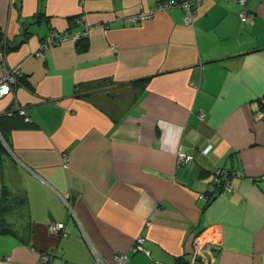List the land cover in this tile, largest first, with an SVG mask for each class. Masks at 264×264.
I'll use <instances>...</instances> for the list:
<instances>
[{
    "label": "crops",
    "instance_id": "obj_1",
    "mask_svg": "<svg viewBox=\"0 0 264 264\" xmlns=\"http://www.w3.org/2000/svg\"><path fill=\"white\" fill-rule=\"evenodd\" d=\"M163 1L0 0L7 66L26 81L0 114L15 100L26 114L14 117L10 163L31 239L0 236V264L118 253L128 264H208L211 253L213 264H264V0H248L252 24L232 0H208L190 25L179 8L130 21ZM84 25L86 51L66 41L37 55L51 32ZM218 169L229 188L209 201ZM61 222L69 234L53 235Z\"/></svg>",
    "mask_w": 264,
    "mask_h": 264
},
{
    "label": "built area",
    "instance_id": "obj_2",
    "mask_svg": "<svg viewBox=\"0 0 264 264\" xmlns=\"http://www.w3.org/2000/svg\"><path fill=\"white\" fill-rule=\"evenodd\" d=\"M208 0H166L159 3L154 9H146L141 13L130 17V21L133 23L144 22L150 18H152L157 12L168 11L170 9L179 8L184 12L183 21L186 25L193 24L198 16V9L207 2ZM234 1L240 8L239 19L244 24H252L254 21V15L250 12L248 8V0H232ZM92 27L84 25V28L78 32H65L64 34H60L58 31L51 32L44 42V44L40 48V52L37 53L38 56H42V51L46 48L53 47L58 44H62L66 41H72L75 44L77 41L81 39L88 38L92 32ZM5 42L1 44L0 50V63L3 67V74L0 78V99L5 98L6 96H14L16 93V86L18 84V78L21 76L20 66L16 67H8L6 62V54L2 49ZM259 103L264 110V95L259 98ZM19 102L15 100V110L20 111L22 114H25V110L23 109ZM188 160H192L191 156L180 155L179 162H185ZM68 167V165H65ZM228 173L222 169H218L214 172V178L212 182L208 186V192H215L217 186H223L222 190L229 188L228 182ZM223 181V182H222ZM207 192V193H208ZM49 230L53 235L61 236L69 234V230L66 227V224L61 222L57 224H52L49 226ZM209 244L211 251H215L220 246V243L215 238H209ZM207 241V242H208ZM200 240L198 243H195V249L199 247ZM145 244V239L143 237H139L135 242L132 252L142 251L143 246ZM201 245V244H200ZM203 249L201 250L202 253ZM199 251H197L198 253ZM214 253V252H213ZM130 256L128 253H118L115 254L110 260H106L104 258L99 257V264H128ZM211 259L208 264L214 263V256L211 253ZM38 264H51V255L43 254L40 257Z\"/></svg>",
    "mask_w": 264,
    "mask_h": 264
},
{
    "label": "trees",
    "instance_id": "obj_3",
    "mask_svg": "<svg viewBox=\"0 0 264 264\" xmlns=\"http://www.w3.org/2000/svg\"><path fill=\"white\" fill-rule=\"evenodd\" d=\"M4 32L0 27V44L5 42L3 46V50L7 56V53L12 49H10L6 43ZM46 40V38H45ZM44 42V41H43ZM76 45L78 46L79 50L86 51L88 49L89 43L88 39H81L77 41ZM26 85V81L22 78V75L18 78V84L15 87L16 89L20 85ZM24 116L26 114H22L20 111L11 109L7 110L5 113L0 114V236L3 235H13L16 237L21 244L29 245L31 242L30 235H29V227L30 222L28 219V199L25 191L20 192V189L17 188V191H12L10 186V181H7L9 178L6 170L10 171L13 176H16V168L8 169L6 163L12 162L11 155L6 149V146L12 149V144L10 141V133L12 129L16 127L14 125V117L16 116ZM19 116V117H20ZM26 125V126H25ZM23 127L29 128L30 125L25 124ZM6 145V146H5ZM231 174L228 173V176ZM18 176L16 177V180ZM223 182V181H222ZM18 184V182L16 183ZM19 187V186H17ZM223 189V186H217L215 192L207 193V196L210 199L216 197L219 192ZM21 213V222L19 227H15L12 218L17 211Z\"/></svg>",
    "mask_w": 264,
    "mask_h": 264
},
{
    "label": "rangeland",
    "instance_id": "obj_4",
    "mask_svg": "<svg viewBox=\"0 0 264 264\" xmlns=\"http://www.w3.org/2000/svg\"><path fill=\"white\" fill-rule=\"evenodd\" d=\"M5 146H6V145H5ZM6 149H7V151L9 152V154L11 155V149L8 148L7 146H6ZM6 165H7L8 169L12 168V163L7 162ZM6 172H7L8 176H9V178H7V181H10V184H11L10 188H11V190H12V191H15V190L17 191V185H16V183H17L18 181L16 180V176H13V175L10 173V171H8V170H6ZM20 192H23V191L20 190ZM21 220H22V218H21V213H20V211L18 210V211L14 214V217L12 218V222H13L14 226H15V227H19V226H20V222H21ZM42 255H43V254H42ZM42 255H41V256H42Z\"/></svg>",
    "mask_w": 264,
    "mask_h": 264
},
{
    "label": "water",
    "instance_id": "obj_5",
    "mask_svg": "<svg viewBox=\"0 0 264 264\" xmlns=\"http://www.w3.org/2000/svg\"><path fill=\"white\" fill-rule=\"evenodd\" d=\"M200 260V259H199Z\"/></svg>",
    "mask_w": 264,
    "mask_h": 264
}]
</instances>
